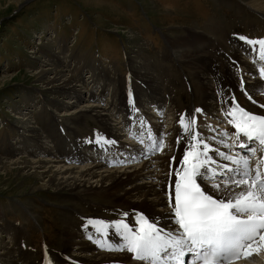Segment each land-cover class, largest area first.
<instances>
[{
	"label": "rangeland",
	"instance_id": "1",
	"mask_svg": "<svg viewBox=\"0 0 264 264\" xmlns=\"http://www.w3.org/2000/svg\"><path fill=\"white\" fill-rule=\"evenodd\" d=\"M257 3L256 0H0V158L14 160L19 156L37 159L44 166L67 165L64 158L45 159L50 156L44 154L51 151L52 156H57L53 150L61 149L58 145L61 138L67 137V144L76 145L79 140L85 141V135L92 129L94 139L97 133H102L97 115L80 110L85 103H73L71 92L54 98L51 94L58 87L49 88L36 80L34 72L38 69L48 67L50 73L64 72L72 85L76 84L73 76H77L81 66L91 72L95 70V78L107 79L111 84L105 95L108 101L114 99L109 107L117 105L119 99L125 102L126 91L140 90L145 94L146 85L153 83L150 75L158 73L170 76L165 88L180 79L181 88L174 90V94L181 101L179 107H187L189 97L183 70L191 86L190 95L195 88L199 91L193 104L204 106L198 102L203 94L197 87L199 83L193 73L196 70L190 65L179 69L180 56L173 57L164 37L175 39L195 29L205 33L204 40H209L213 33L207 31V24H221L230 31L246 33L248 28L242 19L253 14L264 22L263 14H255L260 11ZM248 22L255 23L251 18ZM258 34L261 32L253 35ZM61 45L62 53L56 55L64 59L62 65H67L54 69L46 64L54 59L51 55ZM229 49L234 53L232 47H227L228 54ZM225 53H221L223 58ZM145 58L154 64L144 62ZM71 67L74 70H66ZM53 117L67 122L58 130ZM15 137L20 141L17 145L20 155L8 156L7 152H12L10 141L16 140ZM27 144L35 150L26 153L27 148L23 147ZM43 181L32 172L0 169V264H45V255L59 254L64 228H79L80 218L85 220L91 215L101 219L119 217V210L115 211L104 195L77 189L59 190L54 188V182L46 190L38 189ZM75 253L68 250L66 255Z\"/></svg>",
	"mask_w": 264,
	"mask_h": 264
},
{
	"label": "snow or ice",
	"instance_id": "2",
	"mask_svg": "<svg viewBox=\"0 0 264 264\" xmlns=\"http://www.w3.org/2000/svg\"><path fill=\"white\" fill-rule=\"evenodd\" d=\"M236 39L253 53L264 82V37L236 35ZM241 92L257 103L244 81ZM224 96L221 92V115L230 129L221 130L219 139L198 131L197 114L202 108L179 116L176 144H183V152L170 158L168 226H162L164 216L153 218L142 211L130 216L119 211L120 218L111 220L87 218L82 227L88 239L106 251L127 254L128 264H228L246 247L264 244V114L241 106L235 96L227 100ZM129 104L134 105L131 92ZM259 106L264 108V104ZM133 111L139 110L133 107ZM138 119L144 132L136 137L130 130L129 136L143 146L141 154L147 158L165 147L164 134H155L143 116ZM211 140L228 151L213 149ZM93 142L101 146L115 143L99 133L95 141L85 140ZM233 147L240 151L232 154ZM109 233L117 239L112 240Z\"/></svg>",
	"mask_w": 264,
	"mask_h": 264
},
{
	"label": "bare ground",
	"instance_id": "3",
	"mask_svg": "<svg viewBox=\"0 0 264 264\" xmlns=\"http://www.w3.org/2000/svg\"><path fill=\"white\" fill-rule=\"evenodd\" d=\"M256 1L258 2L257 4L259 6L258 8H260V11L255 12V14L257 16H262L263 14L264 16V0H256ZM206 27H208L207 31L211 30L213 33L212 38L209 40H204L205 33L198 30L195 31V29H192L193 31L190 30L192 32H188L185 36L182 37H177L175 39L171 37H164V38L166 42V47L169 49V52L173 55V57L180 56V59L178 61L181 63L182 67H179V69H183V68L187 69L189 68L190 65L196 70V71L193 70V73L196 76V79L198 80L199 83V86L197 87L199 88L200 92L203 94V96L201 97L202 100L198 102L204 105L201 106V108H203L207 112H211V110L214 108V95L212 92L213 81L210 80L209 75L213 76L214 82L216 84H218V81L234 83V76L228 67L227 60L223 58L221 53L224 51L228 53L227 47H232L234 49V53L232 56L236 58V57H240L241 55L247 54L248 47L245 46L244 44L235 43V40L230 37V34L227 31H225L223 25L221 26L219 24H215L210 26L207 24ZM239 45H240V49H239ZM217 52H220V54H217ZM181 53L184 54L180 55ZM55 56H56L55 54L52 55V57L54 58ZM253 59L254 57L251 58V62H253ZM144 62H147L150 65L154 64L153 61H149L147 58H145ZM241 64L242 62L240 60V65ZM46 65H51L52 68L54 69L60 66V65L58 66L54 65L53 59L50 60L49 63ZM147 66L148 65H146V67ZM246 70L247 73H249L251 76L254 75V71L252 70V67L248 66L246 67ZM62 71H66V70H62ZM181 71L183 74V70ZM54 73H50L48 67L38 69L37 71L34 72V75L36 76V80L42 81L45 84V86L49 88L54 86L58 87L57 92H52L51 94L54 95L53 96L54 98L56 97V95L60 96L63 95L64 93L68 94L70 92H76L78 88L75 87H82V84L80 82H77L76 84L72 85L70 77L67 76L68 74L65 75L64 72L62 74L61 71L59 72L56 71ZM163 74L162 76L166 78L164 80H162L161 75H159V73L155 74V76L150 75V79L153 80V83H151L150 86L146 85L145 94H143L142 91L140 90L136 91L135 93L131 91L132 98L134 101L133 106H130L129 104L128 95L130 92L128 91H126L127 92L126 94L128 96L126 101L122 102L123 100L121 99L122 101H119L120 100L119 99L117 105L115 104L113 105V107H109L108 105L104 106L98 102L92 103L94 101H89L86 96H83L81 100L82 102L81 101L79 102V103H85L80 107V110H82L84 113L92 112L91 115L92 114L97 115L98 117L97 119L101 124L100 126V129L102 130L101 135L104 134V136H107L108 139L115 141V143L111 146L105 145V148L109 149L111 147H115L116 149L113 152L119 151L121 154H125V156L123 157L115 156L113 158L107 157L105 160H101V161L93 160V159L83 160L82 158L81 160L80 159L77 160L76 157H73L71 161H76V160L78 162L85 161V163L87 161L90 163H86V164L81 163L82 165L79 164L80 166L74 164L62 165L58 163L55 164L54 167L51 165L44 166L43 163L41 164V162L37 159L28 160L25 158H20L18 156L14 160H7L4 158H0V169H3L7 172L11 170H17L19 171V173L32 172L33 174L38 175V178H40V180H44L42 185L38 187V189L44 188V190H46L48 189L47 187H51V183L54 182L55 185L54 188L57 187L59 188V190L61 188H66V189L68 188L70 190L77 189L84 193H88V192L99 193L101 195H104L105 198H108L111 207H113L115 211L117 210L127 211L130 216H134V213L136 211H142L146 213L149 217H153V218H160L164 216L165 218L162 222V226L166 228L169 224L166 214L169 213L170 211L168 207V199L166 196V191L170 182V178H169L170 163H171L170 158L172 156L169 158L160 156L159 157L160 159L154 162L156 170H152L150 168V163L148 162V159L145 160V158L144 161L141 162L142 164L140 162L139 164L137 163L136 165L130 164V161L132 162V159H134L135 157H139V155H135L133 157H126V152H128L127 147H125L123 142L115 140L116 131L114 132L113 136H110V133L115 129V127L126 128V126H128L130 122H135V124L138 127L135 133L142 131V127H140L138 117L139 116L144 117L145 115H147L144 108L148 104H155L157 102L165 101L166 104L165 106L169 108L167 112H171V113L175 112L176 114L177 111H179V109H177L175 102L172 99L166 97L165 93L162 92V89L165 88L164 86L165 82L169 79L168 78L169 76L167 77L166 75ZM73 77L75 81V76ZM155 78H157V81ZM45 79L48 80L45 81ZM177 80H179L180 82V79L177 78ZM141 81L145 82L143 78ZM258 83L259 82H255L252 86V89L256 93H259V91H261L260 90L261 86H259ZM109 86H111L110 83L102 81L101 83H99L98 87L94 86L93 88L95 92L98 93V95H100L101 93L100 88L101 87L108 88ZM198 92L199 91L197 88L193 90L192 95L195 99L198 96ZM46 98L51 99L48 97ZM257 99L258 101L264 104L263 94H260ZM173 104H175V106H173ZM98 107L102 109H97ZM133 107L135 109L140 108L138 113L133 111ZM254 107L255 106L253 105L252 108ZM256 109H259V104L256 105ZM99 110L100 111L103 110L104 112L99 113L98 112ZM189 110L190 109H188V111ZM70 112L72 113L73 110H69V113ZM114 114L116 115L114 116ZM161 115L162 113L159 115V119ZM111 117H114V119L111 120L110 122L109 119H111ZM175 119L176 121L174 124H176V126H172V129L167 131V134L173 137H176L180 131L177 127V117H175ZM121 120L122 122H120ZM202 121L203 120H201L200 123ZM132 127H133L132 124L128 126V130L124 135L125 137L131 138L129 136V130ZM72 143L74 145V142ZM171 144L173 145V142H171ZM182 145L183 144H181L178 147L176 144L177 150L174 154L177 155L181 154ZM91 146L97 148L100 145H97L95 143L92 144ZM101 148L103 147L101 146ZM214 148H216V146H214ZM219 148L221 151H227V149L223 148L221 145ZM135 150H137V148ZM173 150L174 147H172L167 152H172ZM95 151L96 149H88V148L84 150V152L88 153L87 155H90L91 153H95ZM63 153L64 152L57 151V156ZM64 154L66 156L69 155L70 152ZM87 155H85V157H87ZM49 156L50 157H45V159L57 157V156L54 157L52 155ZM220 162H224V161H220ZM177 166H178V161H177ZM91 216L93 217L89 216L88 218H97L96 215H91ZM114 218L109 217L107 220H111ZM88 234L89 233H86L85 229L83 231H80V227L77 228L74 226H69L67 228H64V232L62 235L63 240H62L60 252L55 256L48 257L49 258L48 264H118V263L128 264L127 254L113 252V251H106L98 247L95 243H93L92 240L88 239ZM91 234L94 236V238H99L95 236V233H91ZM109 236L111 237L112 240L117 239L115 236H112L111 233H109ZM68 250L72 252H76L75 253L76 257L75 255L67 256L66 252H68ZM251 250L253 251L254 254L252 256V259L248 261L246 260V262H244L243 264H264V254L263 253H261L260 255L258 254L260 251H264V244H260L259 242H257L256 244L251 246ZM233 264H237V263H233Z\"/></svg>",
	"mask_w": 264,
	"mask_h": 264
}]
</instances>
